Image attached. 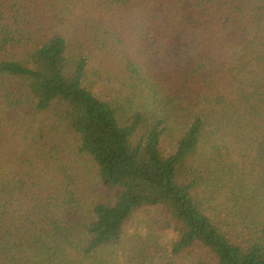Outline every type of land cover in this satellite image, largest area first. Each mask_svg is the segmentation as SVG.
<instances>
[{"label":"trees","instance_id":"1","mask_svg":"<svg viewBox=\"0 0 264 264\" xmlns=\"http://www.w3.org/2000/svg\"><path fill=\"white\" fill-rule=\"evenodd\" d=\"M143 212L130 264H264V0H0V264H128Z\"/></svg>","mask_w":264,"mask_h":264},{"label":"rangeland","instance_id":"2","mask_svg":"<svg viewBox=\"0 0 264 264\" xmlns=\"http://www.w3.org/2000/svg\"><path fill=\"white\" fill-rule=\"evenodd\" d=\"M158 219L154 221V216L148 212L137 214L128 223L124 239L120 245L119 252L125 259L126 263L136 262L141 251L148 250L151 246L157 245L162 251L169 247L168 237L163 233L167 231L166 225H162ZM161 228V230L159 229ZM172 240L173 237H172ZM152 243V244H151ZM209 256L204 249H193L190 253L181 259V264H196L198 259H206Z\"/></svg>","mask_w":264,"mask_h":264}]
</instances>
